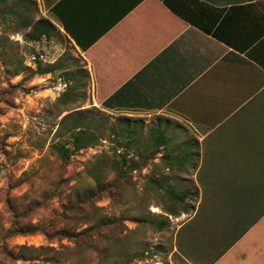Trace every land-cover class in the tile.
<instances>
[{
	"label": "crops",
	"instance_id": "1",
	"mask_svg": "<svg viewBox=\"0 0 264 264\" xmlns=\"http://www.w3.org/2000/svg\"><path fill=\"white\" fill-rule=\"evenodd\" d=\"M14 1L81 55L97 108L160 118L150 131L189 146L190 161L205 164L219 194L232 197L224 211L240 230L230 231L237 245L221 261L264 264V214L248 224L264 213V0L176 2L234 44L162 0Z\"/></svg>",
	"mask_w": 264,
	"mask_h": 264
},
{
	"label": "rangeland",
	"instance_id": "2",
	"mask_svg": "<svg viewBox=\"0 0 264 264\" xmlns=\"http://www.w3.org/2000/svg\"><path fill=\"white\" fill-rule=\"evenodd\" d=\"M6 4L15 1L8 0ZM4 5L0 0V9ZM14 19L15 14L3 16L0 12V263L47 264L48 258L54 257L55 248L67 251L68 264H104V253L100 251L108 247L105 241H100L95 249L76 247L68 238L49 239L42 232L15 235L10 232L48 224L55 229L84 228L89 225L87 219L93 220L94 209L119 217L123 235L132 232L142 235L141 242L145 244L132 264H224L221 261L224 255L237 245L230 231L239 232L240 227L234 221L235 213L217 209L220 201L215 195L221 193V184L215 181L214 185L209 179L205 164L197 163L195 169L186 172H172L159 164L162 153L153 160H136L145 165L133 170L127 183L122 182L111 193H103L100 199L89 201L83 196L78 202L76 193L83 191L80 189L95 186L91 180L94 169L112 156L115 146L121 151L119 144L110 141L109 132L144 122L146 130L144 125L140 127L146 136L156 127L150 123L160 118L132 119L97 108L86 72L81 78L85 88L77 91L80 95L77 101L61 104L60 97L67 85L75 81L69 75L84 68L81 55L71 49L57 29L48 38L30 41L27 30H19ZM84 115L92 117L94 127L101 128L98 131L103 137L98 144L63 161L54 145L61 137L69 138L65 128L74 118ZM173 144L183 142H171L169 147ZM101 172L97 173L105 181L112 179L113 174ZM152 175H165L181 191L190 190L186 201L194 209L169 215L171 223L165 230L157 231L147 225L138 231L135 217L143 208L156 215H168L163 208L166 203L162 193L148 186L147 180ZM77 203L84 211L69 210L64 216L65 210ZM228 244L230 248L222 253ZM62 245H68L69 249ZM40 247L43 250H33ZM79 248L84 251L75 254Z\"/></svg>",
	"mask_w": 264,
	"mask_h": 264
},
{
	"label": "trees",
	"instance_id": "3",
	"mask_svg": "<svg viewBox=\"0 0 264 264\" xmlns=\"http://www.w3.org/2000/svg\"><path fill=\"white\" fill-rule=\"evenodd\" d=\"M8 0H1L4 3V7L0 9V12L3 16L8 14H15L16 24L19 30H27V38L30 41H39L43 37L48 38L51 33V25L47 20L35 21L27 14L24 9L17 8L15 4L7 5ZM173 12L179 14L184 19L192 22L193 24L199 26L209 34L214 37L226 42L227 44H234L232 37L230 35H225L221 33V30L218 28L212 29L205 27L197 23L190 15V12H186L184 6L178 7L176 2L178 0H162ZM193 2L201 3L200 0H191ZM183 5V4H182ZM185 9V10H184ZM13 20V21H14ZM47 71V70H46ZM20 73V70H16ZM89 72L86 68L77 70L73 75H69V78L75 79L71 84H68L65 93L60 97V103L65 104L68 102H75L79 98L77 91L83 87L85 88L82 79L83 74ZM95 121L92 117L88 115L78 116L73 119L72 123L68 125L65 129H68L69 138H59L58 143L54 145V149L57 152L58 156L63 161H68V159L75 154L77 151L82 150L87 147L98 144L103 135H100L96 126L94 127ZM128 124V123H127ZM102 125V124H101ZM119 128V129H118ZM118 128H113L109 132V138L111 142L119 144L121 146V151L118 147L115 146L113 149L112 156H108L106 160H103L99 164V169L94 170L95 173L92 174L91 180L95 183V186L80 189L82 192H77L76 196L81 200V197L86 196L85 198L89 201L93 199H100L103 193H111L113 190L118 189L119 185L122 182L128 181L131 177V172L141 165L138 161L144 160H153L156 156L162 153L161 160L159 164L163 165V168H168L169 171L176 172H186L190 169H195L197 163H192L190 161L192 149L187 147L173 146L169 147V142L167 141V134L164 132H149L148 135H143V130L140 126L128 127V125L120 126ZM65 134V133H63ZM198 154V153H197ZM138 160V161H136ZM98 171H103L113 174L112 179L105 181L103 176L97 173ZM102 173V172H101ZM148 186L154 190H157L162 193L164 196L163 201L166 203L164 205V211L168 215H156L153 214L150 210L144 209L138 213L135 217V221L138 223L137 230L141 231L149 225L157 231L165 230L170 226L169 215H179L182 212L189 213L194 209L186 199L191 194L190 190L179 189L175 183L169 181L165 175L159 176H150L147 180ZM215 196H218V202L220 201L219 210H225V206L230 202L232 197L225 196L217 193ZM79 203L73 205L65 210L64 216H66L69 210L76 211L81 213L84 211ZM147 210V211H146ZM150 217L147 215V213ZM226 212V211H224ZM92 217L87 219L89 224L87 227L80 228H66L62 227L60 229H55L49 227L48 225L41 227H26L24 229H11V235L15 234H34L42 232L49 239H58L62 240L68 238V240L75 245L76 247H87L97 249V245L100 241L107 242L108 247H105L100 252L104 253L103 263L104 264H132V262L139 257L140 247L145 243L141 242L144 240L142 235L136 233H129L123 235L122 230L119 229L120 219L117 216H110L102 214L98 211L92 209ZM263 212H258L256 217L249 222V226L253 225L261 216ZM247 229V228H246ZM117 231V232H116ZM102 239V240H101ZM235 242V241H234ZM225 246V245H224ZM62 248L69 249V246H61ZM29 249V247H24ZM230 245L225 246V250H222V253L225 252ZM30 250V249H29ZM35 251L43 250V247L34 248ZM55 251L54 257H49L47 264H68L70 262L68 253L65 250L52 249ZM84 251V248H79L75 254H80ZM221 253V254H222ZM2 264V263H0ZM5 264V263H4Z\"/></svg>",
	"mask_w": 264,
	"mask_h": 264
}]
</instances>
